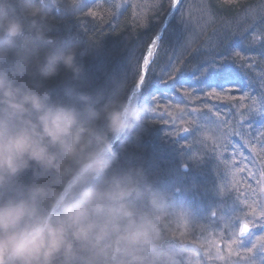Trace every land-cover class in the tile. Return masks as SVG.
<instances>
[{
    "label": "trees",
    "instance_id": "trees-1",
    "mask_svg": "<svg viewBox=\"0 0 264 264\" xmlns=\"http://www.w3.org/2000/svg\"><path fill=\"white\" fill-rule=\"evenodd\" d=\"M193 2L194 0H182L175 13V21L183 19L182 26L188 28L184 34L188 50L182 52L180 46L175 44L164 45L166 54L153 66L154 73L150 72L153 79L159 76L170 58L176 68L190 72L198 60L207 54L212 34L224 32V26L200 29L198 25L205 24L208 16L228 19L244 11L255 0H200L206 12L201 8L192 11ZM8 3L12 13L24 23L25 34L35 37L36 29L29 31L31 19L22 14L20 0H8ZM41 3L51 7L52 12L44 19L37 17L36 23L44 31L45 39L51 42L37 41L35 53L21 51L17 55L15 51L10 52L4 61H0V69L8 71L17 87L30 89L40 95L48 93L50 103L81 109L84 104L78 99L80 94L95 98L104 93L102 104L121 83L127 85L119 93L124 99L128 89L138 79L134 62L139 60L142 63L150 38L154 36L157 24L168 11L170 0H163L159 12L153 10V5L159 4L160 0H78V14L65 17L64 0H56L54 5L52 0H41ZM114 6L119 8L118 16L113 15ZM57 8L60 9L59 12ZM90 9L95 15L89 14ZM241 28L246 30L241 32L244 36L247 34L249 39L259 36L261 41L248 47L240 37L233 43L241 51V62L246 55L258 59L259 52L264 50V22L258 19L251 22L245 20ZM71 46H76V63L82 67L78 76L62 64L54 76L45 78L40 74L39 69L45 63L47 55ZM20 63L25 65L23 75L16 73V66ZM115 76L118 78L117 85L109 81L110 87L104 92L100 90L105 79ZM160 88L163 92H158L155 96H149L145 92L138 100L133 101L140 109L145 110L144 124L137 129L139 139H130L123 146L120 141L115 142L114 151L118 154V159L108 172L90 178L87 184L77 180L52 215H62V205L75 202L83 187L103 188L115 174L123 173L129 168L143 169L146 179L139 185V192L133 191L115 206L110 223L101 237L93 239L87 245L90 251L80 253L90 264H147L148 258L155 252L171 253L179 264H214L217 252L224 251V242L227 244L228 241L229 244L233 230H239L242 223H249L250 236L264 231L259 227L253 228L250 223L256 218L251 215L248 205L255 207L262 197L258 190L255 196L249 191L250 187L257 189V184L249 176L248 170L259 178L257 168L260 160H264V143L257 142V138L248 132L247 125L241 124L240 112L246 113L247 109H234L237 101L228 96L208 98L206 94L194 93L187 86H177L168 91L161 84ZM214 105L217 106L213 110L215 112L209 111ZM205 116L218 122V125L208 126V130L212 134L216 128L215 133L222 136L219 143L217 139L211 140L210 135L202 133L204 131L199 123L207 125ZM98 126L104 130L102 121L98 122ZM253 147L256 153H260L259 157L253 152ZM253 161L256 162L255 165ZM74 174L75 165L71 162L59 171H45L31 162L27 169L14 178L9 188L0 190V200L9 196L26 197L30 189L40 186L44 191L36 200V210L39 214L49 216ZM145 185L165 193L167 203L163 208H152ZM259 210L257 208V212ZM213 212H217L218 216H231L227 227L223 220L216 222L218 227L211 222ZM146 215L154 219L158 237L150 246L142 247L133 239L132 233L134 226ZM207 226L215 231L216 235L212 238L218 240L214 245L216 248H211L212 243L201 241ZM209 233L213 234V231ZM182 242L200 249V256L196 261L191 262L189 250ZM245 243L246 248H240L244 247L240 240L230 242L232 252H226L225 259L220 254L223 260L216 261L215 264H236V261L247 258L246 255L250 254L246 249L252 244ZM255 245L258 246L259 242ZM234 248L241 250L235 251ZM237 253L240 255L237 256ZM137 257L145 259L142 261ZM62 259L58 258L54 264H62Z\"/></svg>",
    "mask_w": 264,
    "mask_h": 264
},
{
    "label": "clouds",
    "instance_id": "clouds-1",
    "mask_svg": "<svg viewBox=\"0 0 264 264\" xmlns=\"http://www.w3.org/2000/svg\"><path fill=\"white\" fill-rule=\"evenodd\" d=\"M52 2L54 5L56 0ZM20 3L22 14L31 19L29 31L36 29L35 37L25 34V25L12 13L8 0H0V61L14 51L17 55L21 51L35 53L37 41L51 42L45 39L36 18L49 17L52 8L41 0ZM78 12V0H64V17ZM61 64L76 76L81 73L76 46L47 55L40 74L45 78L54 76ZM24 71L23 63L16 66L17 74L23 75ZM78 99L84 104L81 109L50 103L48 93L40 95L15 86L8 71L0 69V190L9 188L31 162L45 171H59L71 162L78 181L87 184L90 178L108 172L117 161L115 142L123 146L130 139H139L137 129L144 124L145 110L135 103L115 91L102 104V95L94 98L80 94ZM100 121L104 130L98 126ZM145 179L143 169L136 167L113 175L106 187H83L78 199L63 204L62 215L56 217L37 212L36 200L44 191L40 186L30 189L26 197L0 200V264H54L60 257L62 264H90L80 253L90 251L87 245L101 237L115 206L133 191L139 192ZM145 192L153 209L166 205L165 193L150 185H145ZM132 235L138 245L150 246L158 237L154 219L146 215L134 226ZM182 244L189 250L191 262L196 261L200 249ZM222 260L217 253L214 264ZM147 264L179 261L171 253L155 252Z\"/></svg>",
    "mask_w": 264,
    "mask_h": 264
},
{
    "label": "snow or ice",
    "instance_id": "snow-or-ice-1",
    "mask_svg": "<svg viewBox=\"0 0 264 264\" xmlns=\"http://www.w3.org/2000/svg\"><path fill=\"white\" fill-rule=\"evenodd\" d=\"M181 2L182 0H170L168 11L157 24L154 36L150 38V43L148 44L146 54L143 56L142 63L138 60L134 66L135 75L138 79L128 89V94L124 99L132 102L138 100L145 92L149 96H155L156 93L163 92V89L160 88L161 84L168 91L176 89L177 86L181 88L187 86L194 93L206 94L208 98L214 97L220 99L222 95L228 96L231 100L237 101L234 109H247L246 113L240 112V116L242 117L241 124L247 125L248 132L251 136L257 138V142L264 143V50L259 52L258 59L255 56L246 55L241 62L242 54L240 49L232 43V34L229 32H214L212 37L209 38L208 43L210 48L207 54L198 60L190 72L181 71L179 68H176L173 60L170 58L167 66L161 69L156 79H153V76L150 75V72L154 73L153 66L166 54L164 45L175 44L180 46L182 52L188 50L184 35L188 31V28L182 26L184 25L183 19L179 22L175 21V13ZM162 6L163 0H160L159 4L153 5V10L159 12ZM56 10L57 12L60 11L59 8ZM89 14L95 15L91 9L89 10ZM119 14V8L114 6L113 15L118 16ZM240 35L242 43L248 47H253L256 43L261 42L259 36L249 39L243 33ZM126 87V83H121L115 92L119 94ZM248 102L251 103L249 104ZM216 108L217 106L214 105L213 109L209 111ZM204 119L208 126L218 125L217 121H213L207 116ZM252 150L256 153L255 147ZM256 155L259 157L260 153H256ZM255 163L253 161L254 165ZM248 171L249 176L257 184V189L250 187L249 191L255 196L258 190V194L264 197V160H260L259 167L257 168L258 179L256 174L252 173L250 169ZM248 207L251 209V215L256 218L250 221L252 227L264 229V199H261L255 207L252 205H248ZM257 208L260 209L259 212H257ZM230 217L218 216L217 212H213L211 214V222L218 227L219 225L216 222L223 220L227 227V221ZM249 233V223H245L239 228V235L236 236V240H240L241 237ZM255 248L256 245L253 244L246 251L252 254ZM260 251L264 253V246L260 247ZM239 255L237 253V256Z\"/></svg>",
    "mask_w": 264,
    "mask_h": 264
},
{
    "label": "rangeland",
    "instance_id": "rangeland-1",
    "mask_svg": "<svg viewBox=\"0 0 264 264\" xmlns=\"http://www.w3.org/2000/svg\"><path fill=\"white\" fill-rule=\"evenodd\" d=\"M193 4H194V8L191 7V10L192 11L193 10H198V9L201 8L204 12H206V9L204 8V6H202L200 4V0H194ZM246 7L247 8L244 9V11H242L241 13L235 14L234 16H232V17H230L228 19L227 18L226 19L224 18L223 20H220V19H217V18L208 16L209 19L207 18V21L205 22V24L204 23H203V25H200L199 24L198 27L200 29H203V28L209 29L210 26L211 27L212 26L213 27L214 26H224V28L222 29V31L224 30V32L226 31V32H229L230 34H232V43H236L235 41L238 40V38L240 39V37H241V35H240L241 32L242 31H246V30H244V29L241 28V24L245 20H248L249 22H251L252 20L258 19L259 21L264 22V0H255V3L252 2L250 5H247ZM137 8H139V6H137ZM252 24H254V21H253ZM260 29H262V26L260 27ZM247 33L249 34V32H247ZM135 64H136V62H134V65ZM117 80H118V78H116V76L115 77H112V79H111V77L109 79L108 78L105 79L104 83L101 85V88L102 89H100V90H102L103 92L105 90H107L110 87L109 81L112 82L111 84H116L117 85V83H116ZM101 94L103 95L104 93H101ZM213 112H215V111H213ZM199 124H200L199 127H202L203 128V131H204V132H202L203 134L206 133V134L210 135L209 138H211V140L217 139V143H219V140L222 138V136L220 137V134L219 133H215L217 131L216 128H214V131L215 132H213L211 134V132H209V130H208V128H209L208 125H206L203 122H200ZM206 163H207V160H206ZM222 183H224V178H223ZM262 199H264V197H262ZM131 215H133L132 212H131ZM243 224H245V223H242V226H243ZM209 231H213V234H210ZM204 232H206V233L201 238L202 239L201 241H205L206 243H210V244L212 243V245H211L212 247L211 248H216V246H214V245L216 244V242L218 240H216L215 238L214 239L212 238L213 235L214 236L216 235L214 229L211 226H207V227H205V231ZM233 233H235V235H233ZM233 233H232V235L230 237L229 244H230V242H233V240H236V236L239 235V230H233ZM263 238H264V231L256 234L255 236H253V235L250 236V235L247 234L246 236L241 237L240 238V243L242 245H244V247H241L240 246V248H246L245 241L246 242H249L252 245L259 242V245L256 246L257 248L254 249V252H253L254 254L252 256H251V254L250 255H246L247 258L243 259L242 261H236V264H253V262H255V264H264V253H262L260 251V247L264 246V239ZM205 242H202V243L205 244ZM229 244H228V241H227V244H226V242H224V246H226V248H224V251L223 252H220V253L217 252L219 254H222V256L224 257V259L227 258L226 255H225L226 252H232V248H231V246ZM240 248H234V250L237 251ZM227 256L229 257L230 255L227 253Z\"/></svg>",
    "mask_w": 264,
    "mask_h": 264
},
{
    "label": "water",
    "instance_id": "water-1",
    "mask_svg": "<svg viewBox=\"0 0 264 264\" xmlns=\"http://www.w3.org/2000/svg\"><path fill=\"white\" fill-rule=\"evenodd\" d=\"M78 178L76 177V174H74L72 176V178L68 181V183L66 184L65 188H64V192L58 197L57 201L55 202V204L53 205L51 214L49 215L50 217H52V214L58 209V207L60 206V204L63 202V200L66 198L67 194L69 193L70 189L72 188V186L77 182Z\"/></svg>",
    "mask_w": 264,
    "mask_h": 264
},
{
    "label": "bare ground",
    "instance_id": "bare-ground-1",
    "mask_svg": "<svg viewBox=\"0 0 264 264\" xmlns=\"http://www.w3.org/2000/svg\"><path fill=\"white\" fill-rule=\"evenodd\" d=\"M154 51H155V50H154ZM63 192H64V190L62 191V193H63ZM62 193H61V194H62ZM61 194H60V195H61ZM67 195H68V194H67ZM63 201H64V200H63Z\"/></svg>",
    "mask_w": 264,
    "mask_h": 264
}]
</instances>
